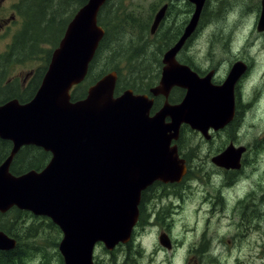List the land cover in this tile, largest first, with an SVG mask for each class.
I'll return each instance as SVG.
<instances>
[{"label": "water", "instance_id": "95a60500", "mask_svg": "<svg viewBox=\"0 0 264 264\" xmlns=\"http://www.w3.org/2000/svg\"><path fill=\"white\" fill-rule=\"evenodd\" d=\"M107 0H88L72 17L60 45L52 52L38 92L26 104L17 99L0 106V138L9 140L11 153L0 166V213L16 207L47 217L63 238L59 251L65 264H94L97 244L113 251L128 244L139 221L142 192L156 182L181 183L186 160L173 144L183 125L200 131H218L234 116V88L246 72L238 62L226 81L215 86L212 74L204 79L180 65L176 56L198 28L208 0L195 5L191 20L176 44L164 54L162 76L150 92L166 98L154 116L153 100L126 90L115 97L117 73L111 71L90 86L86 98L71 101L74 86L86 79L105 36L98 14ZM167 4L156 12L151 34L166 17ZM257 30L264 32V0ZM174 87L187 90L179 104H171ZM51 153L40 172L21 175L10 171L24 146ZM245 147H228L213 159L218 167L239 168ZM162 246L171 249L166 234ZM16 239L0 231V250L16 247Z\"/></svg>", "mask_w": 264, "mask_h": 264}, {"label": "rangeland", "instance_id": "374dc122", "mask_svg": "<svg viewBox=\"0 0 264 264\" xmlns=\"http://www.w3.org/2000/svg\"><path fill=\"white\" fill-rule=\"evenodd\" d=\"M107 1L99 20L107 29V36L80 89L86 91L101 76L117 72L115 67L121 70L118 72L121 88L134 84L146 89L157 85L162 75V49L179 38L194 6L186 0ZM170 2L173 5L164 27L151 36L154 14ZM261 2L209 0L207 3L200 29L182 58L197 65L202 72L222 61L219 80L225 79L233 62L247 59L251 69L238 89V121L208 142L199 132L183 127L182 154L188 157L191 171L184 179L186 183L179 185H185L182 199L173 200L168 195L178 194L180 188L153 186L143 202V222L134 230L132 240L114 251L98 244L94 264H264V33L257 31ZM38 3L39 0H0V56L22 33L29 6L35 5L38 10ZM68 7L61 19L71 17L79 6L70 2ZM59 8V5L51 6V11ZM63 28L64 23L58 22L51 41L40 40L31 57L13 63L5 77L0 78L2 86L13 83L20 91L24 90L31 82L29 78L47 67L45 58L59 46ZM34 30L41 33L36 27ZM77 87L73 94L80 93ZM180 95L174 91L171 98L176 100ZM231 143L236 148L245 147L242 157L245 175L233 192L219 191L221 180L226 179L211 159ZM189 191L194 192L192 197ZM217 197L223 198V212L218 211L219 205L210 202ZM204 199L206 202L202 204ZM225 216L228 220H223ZM164 232L168 233L171 249L159 242ZM41 235L36 246L45 250L50 236L53 240L63 237L52 230H44ZM245 235L247 239L241 240ZM201 246L208 251L198 252Z\"/></svg>", "mask_w": 264, "mask_h": 264}, {"label": "trees", "instance_id": "16d2710c", "mask_svg": "<svg viewBox=\"0 0 264 264\" xmlns=\"http://www.w3.org/2000/svg\"><path fill=\"white\" fill-rule=\"evenodd\" d=\"M87 1L88 0H39L37 6L40 8L38 10L35 5H30V9L25 13L28 16V19H25L26 23L24 24L22 33H20L16 37V39L13 41V45L8 49V51L0 56V78L2 75L3 77H5L13 63L23 62L31 57V55L34 54L37 48V42L45 38H49V40L51 41L58 22L64 23V35L66 31L65 29L69 24L68 22L71 21L75 13L82 7V5L87 3ZM70 2L78 5L79 7L73 12L71 17L69 15L68 19H61V16L67 14L66 10L69 8L68 4H70ZM50 5H59L60 8L57 11H51ZM98 17L101 21L102 19L100 15ZM35 27L40 29L41 33L36 32L34 30ZM106 36L107 29L105 38L103 39V42L97 51V55L99 54L98 52H100V49L105 42ZM162 52H164V49H162ZM50 58L51 52H49L48 56L45 58L47 66L49 65ZM94 61L91 64L90 70L94 66ZM115 68L117 69V73L121 72L120 69H118L117 67ZM47 69L48 67H45L44 69L35 72L34 75H32L33 77L29 78L31 82L27 83L26 88L21 91L13 83L7 86H2L3 81L0 80V104L14 99H18L21 103H26L27 101L32 99L37 93L38 87L40 86L43 80L42 78L45 75ZM80 86L77 87V89L80 90V93L78 94L76 92L75 94H73V101L82 99L87 94V90H81ZM153 86L154 85H152L151 87ZM128 87L129 88H121L119 79L116 86V94L118 93V91H121L122 93V91L126 89H131L133 91L135 90L136 92H146V90L149 88L139 89L134 84ZM11 148L12 143L10 141L0 139V164L8 157ZM19 152L20 153L17 154L15 160L12 163L13 165L11 166V172L16 176L26 173L29 170L41 171L48 165V162L51 159L50 153L44 151L42 148H38L33 145L25 146ZM142 195V201L139 206V224H142L143 222V202L146 197V191H144ZM29 221H32L31 225L27 224ZM41 223H45L46 225L42 227ZM44 230H52L56 234L57 232H60V234H62L60 228L55 225L49 218L35 216L32 212L30 213L20 209L18 210L17 208H12L8 210L6 214H0V231L4 232L7 236L9 235L13 237L17 242L16 247L12 250H0V264H64V258H62V255L59 251V243L62 238L57 237L56 240H53V238L50 236L48 238L49 241L47 240V243L45 245L46 250L48 251L43 249V247L36 246V242L39 240V237L42 236L41 234ZM47 246L51 249L49 250ZM39 257L41 258V260L38 259Z\"/></svg>", "mask_w": 264, "mask_h": 264}, {"label": "flooded vegetation", "instance_id": "af4514ba", "mask_svg": "<svg viewBox=\"0 0 264 264\" xmlns=\"http://www.w3.org/2000/svg\"><path fill=\"white\" fill-rule=\"evenodd\" d=\"M187 1V0H186ZM189 2V1H188ZM209 2V1H208ZM189 3H191V2H189ZM262 3V2H261ZM167 4V11H166V18L160 23V27H159V30L161 29V27L163 28L164 27V24H165V22H166V20H167V17L169 16V10H170V8H171V6L173 5V3L172 2H170V3H166ZM165 4V5H166ZM191 5H193V3H191ZM164 6V5H163ZM194 6V5H193ZM194 10H192V12H193ZM191 12V16H192V13ZM261 12H262V10H261ZM204 14V13H203ZM202 20V19H201ZM153 21H154V19H153ZM259 21V20H258ZM153 23V22H152ZM151 23V24H152ZM188 23H189V20H188V22H186L185 23V25H183L182 26V30H181V32L179 33V35H178V37H180L182 34H183V32L185 31V29H186V27L188 26ZM259 23V22H258ZM200 25V24H199ZM0 29H1V26H0ZM199 29H200V26H199V28H197V30L194 32V34H192L191 35V38L187 41V43H186V45L181 49V51L179 52V54L176 56V61H178V63L181 65H185V66H187V67H189L190 69H191V71L192 72H195V73H197L198 74V76H199V78H201V79H204L206 76H208L209 74H212V79H211V83L212 84H214L215 86H217V85H222L225 81H226V79H227V77H228V75H229V73H230V70H231V68L233 67V65H235L236 63H238V62H244L245 64H246V66H247V68H246V72L241 76V78L239 79V81L237 82V84H236V86H235V88H234V95H235V98H234V107H235V113H234V116H233V118H232V120H231V122L229 123V124H227L224 128H222V129H219V131L221 132V130H224V129H230V127L232 126V125H234V124H236V122L238 121V117H239V107H238V105H239V103H240V95H239V93L238 92H240V90H238L239 88H241V86H242V81H243V78H245V76H246V74H248V72L250 71V69H251V66L249 65V63L247 62V59L246 60H244V58L243 59H237L235 62H233L231 65H230V67H229V70H228V73H227V75H226V77H225V79H220L219 80V78L217 77L218 76V71H219V66H221V64H222V61H221V63H219V65H217V66H214V67H212L211 66V68L210 69H208V70H206L205 72H202L201 71V69L197 66V65H195L194 63H190L189 61H187L186 59H184V58H182V56H184L185 54H186V50H185V48L187 47V45H189V43H193V41H194V39H195V36H196V34L198 33V31H199ZM158 30V31H159ZM157 31V32H158ZM264 33V32H263ZM176 42L177 41H175L174 43L172 42V43H169L165 48H164V53H163V56H164V54L165 53H167L168 52V50L171 48V47H173L175 44H176ZM162 56V57H163ZM161 62H162V60H161ZM162 64H163V62H162ZM164 66V65H163ZM153 87H149L147 90H146V92H136L135 90L133 91V93H135V94H138V95H147L148 96V99H152L153 100V106H152V111H151V113H152V115H155L156 113H158L159 112V110L163 107V105L165 104V101H166V98H164V96H162V95H158V97H153V95L151 94V92H150V90L152 89ZM174 91H177V92H179V93H181V95L179 96V98L178 99H172L171 98V95H172V93L174 92ZM186 93H187V90L185 89V88H178V87H176V88H173L172 90H171V92H170V95H169V102L171 103V104H179V103H181L182 102V100L185 98V96H186ZM31 100V99H30ZM29 100V101H30ZM28 102V101H27ZM22 104H26V103H22ZM1 105H3V103L1 104ZM0 105V106H1ZM187 126V125H186ZM183 127H185V126H183ZM187 127H189V126H187ZM190 128V127H189ZM183 129V128H182ZM219 131H214L213 129H210V137L208 138V139H206L204 136H203V134H202V136H203V138L208 142V140H211L212 138H213V136L214 137H216V136H218L220 133H219ZM194 132V131H193ZM180 133H181V135H180V139L178 140V141H174L173 143H172V145L174 144H176L177 145V147H178V154H179V157H181L183 160H186V165H187V168L189 169V159H188V157H186L184 154H182L183 153V151H182V145H181V142H182V137H183V133H182V130H180ZM200 133V132H199ZM201 134V133H200ZM232 145H234V143H231L228 147H230V146H232ZM235 146V145H234ZM227 147V148H228ZM227 148H225V149H223V150H221L220 151V153H217L216 155H214L213 157H212V159H211V162H212V164L215 166V167H218L214 162H213V159L215 158V157H217V156H219L222 152H224ZM11 153V152H10ZM244 154V153H243ZM242 154V155H243ZM10 155V154H9ZM8 155V156H9ZM243 157V156H242ZM7 159V158H6ZM4 162V161H3ZM2 162V163H3ZM1 163V164H2ZM1 164H0V166H1ZM218 168H220L221 170H220V172H222V174H223V179H226V180H221V184H220V187H221V190H219V191H222V190H225V191H229V192H233L234 191V189H235V187H236V185H237V183L244 177V175H245V173L243 172V167H242V158H241V160H240V167L239 168H226V167H218ZM190 169H189V171H188V174L190 173ZM187 174V175H188ZM186 183V181H184L183 180V182L182 183H174V184H164V183H156L155 185H157V186H168V187H176V188H180V190L178 191V194H168L169 196H171V197H173V200H180V199H182V196L185 194V190H184V188H185V185L184 186H182V187H180L179 185H181V184H185ZM154 185V186H155ZM152 188V187H151ZM151 188L149 189V190H146V194L147 193H150V190H151ZM218 191V192H219ZM228 192V193H229ZM189 193H191V197H192V195L194 194V192H192V191H189ZM146 197H147V195H146ZM223 201V198L222 199H220V197H217L215 200H211L210 202H211V204H213L214 206H216V205H219L220 207H218L217 209H218V211L219 212H223V210H224V208H223V206H224V204L223 203H221ZM204 202H206V199H204V201L202 202V204L204 203ZM210 202H208V204H210ZM237 205H235V207H236ZM181 209H183V206H179ZM223 220H228V216H225L224 218H223ZM222 220V221H223ZM220 226H222V225H220ZM256 232L257 231H255L254 232V234H256ZM164 234H167L168 235V233L167 232H164L162 235H164ZM161 235V236H162ZM160 236V237H161ZM247 235H245L244 237H242L241 238V240H245V239H247V237H246ZM224 237V236H223ZM212 238V235L210 236V238L209 239H211ZM159 242H160V238H159ZM198 252H207L208 250H203V247L201 246L200 248H198V250H197Z\"/></svg>", "mask_w": 264, "mask_h": 264}, {"label": "bare ground", "instance_id": "6f19581e", "mask_svg": "<svg viewBox=\"0 0 264 264\" xmlns=\"http://www.w3.org/2000/svg\"><path fill=\"white\" fill-rule=\"evenodd\" d=\"M104 7H105V6H104ZM104 7H103V8H104ZM103 8H102V9H103ZM102 9L100 10L98 16L100 15ZM104 38H105V36H104ZM104 38H103V39H104ZM103 39L101 40L102 42H103ZM102 42H101V44H102ZM101 44H100V45H101ZM189 69H190V68H189ZM190 71H191V69H190ZM191 72H192V71H191ZM192 73H193V72H192ZM194 73H195V72H194ZM196 74H197V73H196ZM197 75H198V74H197ZM129 90H131V89H129ZM132 91H133V90H132ZM35 95H36V94H35ZM33 98H34V97H33ZM33 98H32V99H33ZM32 99H31V100H32ZM17 100H18V99H17ZM10 101H12V100H10ZM7 102H8V101H7ZM18 102H19L20 104H22L19 100H18ZM28 102H29V101H28ZM3 103H6V102H3ZM26 103H27V102H26ZM0 105H1V104H0ZM23 105H24V104H23ZM223 128H224V127H223ZM210 129H212V128H210ZM210 129L208 130L209 135H210V132H209ZM220 129H222V128H220ZM191 130H192V129H191ZM213 130H214V129H213ZM192 131L195 132V131H197V130H192ZM214 131H215V130H214ZM218 131H219V130H218ZM197 132H200V131H197ZM200 133H201V132H200ZM201 134H202V133H201ZM203 136H204V135H203ZM204 137H205V136H204ZM205 138H206V137H205ZM179 139H180V138H179ZM179 139H178V140H179ZM178 140H177V141H178ZM173 142H174V141H173ZM173 142H172V143H173ZM7 158H8V157H7ZM139 206H140V205H139ZM0 214H1V213H0ZM139 217H140V207H139ZM138 219H139V218H138ZM139 221H140V219H139ZM139 221H138L136 227L139 225ZM3 233H4V232H3Z\"/></svg>", "mask_w": 264, "mask_h": 264}]
</instances>
